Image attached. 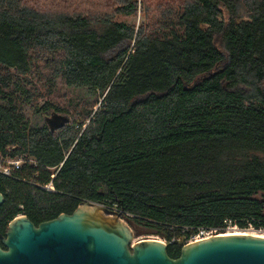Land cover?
Listing matches in <instances>:
<instances>
[{
  "label": "trees",
  "instance_id": "16d2710c",
  "mask_svg": "<svg viewBox=\"0 0 264 264\" xmlns=\"http://www.w3.org/2000/svg\"><path fill=\"white\" fill-rule=\"evenodd\" d=\"M118 2L86 15L0 0V159L37 161L14 172L19 180L0 178V228L88 200L167 242L264 229V0H181L153 30L115 21L137 13V0ZM39 78L83 95L87 109L72 118L47 102L41 123L29 122L20 84ZM51 111L70 124L50 133ZM50 182L54 192L35 186Z\"/></svg>",
  "mask_w": 264,
  "mask_h": 264
},
{
  "label": "water",
  "instance_id": "95a60500",
  "mask_svg": "<svg viewBox=\"0 0 264 264\" xmlns=\"http://www.w3.org/2000/svg\"><path fill=\"white\" fill-rule=\"evenodd\" d=\"M44 121L54 133L71 119L51 111ZM138 236L132 216L80 200L71 214L37 226L25 215L14 217L1 237L0 264H264L260 234H215L182 245L176 259L168 256L164 242Z\"/></svg>",
  "mask_w": 264,
  "mask_h": 264
},
{
  "label": "rangeland",
  "instance_id": "374dc122",
  "mask_svg": "<svg viewBox=\"0 0 264 264\" xmlns=\"http://www.w3.org/2000/svg\"><path fill=\"white\" fill-rule=\"evenodd\" d=\"M181 0H137V13L135 15H121L115 13L114 20L120 23L133 25L136 28L146 27L147 30H153L158 28L162 17V12L167 8L178 9ZM28 2V0H27ZM33 5L32 7L40 9L48 13H85L87 14H107L115 12V8L119 6L118 0H29ZM175 10V11H176ZM38 79V77H37ZM33 80V84L27 86L28 81H23L20 86L25 93H28L26 97L30 98V102L26 105H22V111L26 119L31 123H41V117L39 111L43 108L45 103L50 104L68 112L72 118L78 114H83L88 105L85 103L83 95L79 96L76 92H72L66 89L62 83H57L56 86L50 87L44 80ZM80 99H78L79 97ZM76 104V106H74ZM99 108V105L93 107L95 112ZM4 157L2 159H6ZM24 164V163H23ZM3 166V162H1ZM111 209H117L116 207L108 206ZM230 228L235 229L228 231L230 233H247L257 234L264 236V229H254L252 226L246 229H239L234 226ZM134 230L139 234L140 239L146 238H162L151 227L146 226L143 222H134ZM230 230V229H229ZM137 237V238H138ZM138 238V239H139ZM179 240V244L182 243L183 236L175 238Z\"/></svg>",
  "mask_w": 264,
  "mask_h": 264
},
{
  "label": "built area",
  "instance_id": "2783aa9c",
  "mask_svg": "<svg viewBox=\"0 0 264 264\" xmlns=\"http://www.w3.org/2000/svg\"><path fill=\"white\" fill-rule=\"evenodd\" d=\"M89 121V120H88ZM88 121L82 126V129L88 124ZM1 162H3V166L1 165ZM24 163V164H23ZM24 166L28 167H36L37 161L34 158L28 157V156H20L17 158H6V159H0V178H8L12 180H19L16 177H14V172L23 169ZM54 178V175L51 176V179ZM35 186L39 187L40 189H43L48 192H54L51 182L46 185H39L36 184ZM117 210V209H116ZM120 211V210H117ZM122 212V211H120ZM235 227V226H234ZM230 229V230H229ZM235 229H232L230 227H227L224 230H218V229H200L195 234H191L188 237H183L182 243L187 244L190 242L202 240L211 237L212 235L223 233L228 234ZM139 238V237H138ZM136 238V240H139ZM161 242H164L167 245L173 244V243H180L179 240L171 239L170 241H166L163 238H155Z\"/></svg>",
  "mask_w": 264,
  "mask_h": 264
},
{
  "label": "flooded vegetation",
  "instance_id": "af4514ba",
  "mask_svg": "<svg viewBox=\"0 0 264 264\" xmlns=\"http://www.w3.org/2000/svg\"><path fill=\"white\" fill-rule=\"evenodd\" d=\"M3 204V203H2ZM1 204V205H2ZM0 205V206H1ZM7 226H8V224H7ZM7 226L5 227V228H0V247L2 248V249H5L4 247H3V245L1 244V237H4V235H5V232H6V229H7ZM35 226H37V225H35Z\"/></svg>",
  "mask_w": 264,
  "mask_h": 264
},
{
  "label": "bare ground",
  "instance_id": "6f19581e",
  "mask_svg": "<svg viewBox=\"0 0 264 264\" xmlns=\"http://www.w3.org/2000/svg\"><path fill=\"white\" fill-rule=\"evenodd\" d=\"M235 234V233H234Z\"/></svg>",
  "mask_w": 264,
  "mask_h": 264
},
{
  "label": "clouds",
  "instance_id": "9594fccd",
  "mask_svg": "<svg viewBox=\"0 0 264 264\" xmlns=\"http://www.w3.org/2000/svg\"><path fill=\"white\" fill-rule=\"evenodd\" d=\"M127 215V214H126Z\"/></svg>",
  "mask_w": 264,
  "mask_h": 264
}]
</instances>
